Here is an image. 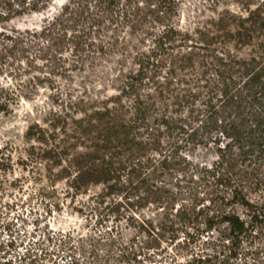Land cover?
I'll return each mask as SVG.
<instances>
[{
    "label": "trees",
    "instance_id": "trees-1",
    "mask_svg": "<svg viewBox=\"0 0 264 264\" xmlns=\"http://www.w3.org/2000/svg\"><path fill=\"white\" fill-rule=\"evenodd\" d=\"M53 1L0 0V28L47 11ZM221 1L207 0L213 6ZM230 1L239 12L209 17L196 31L202 43L184 48L213 55L219 66L215 70L219 81L209 92L214 94L216 90L223 106L234 107L238 117L244 115L246 106L258 107L250 116L254 121L243 116L239 124L217 118L212 101L209 120L200 121L198 111L189 106L197 98L194 91L176 97L175 107L180 112L175 117L164 113L149 123L150 108L157 105L156 100L146 96V101L150 100L146 102L139 92L149 81L148 69L171 49L172 43L179 42V37L185 42L192 37L168 25L176 16L178 0H70L49 25L63 28L77 16L76 7L88 9L94 4L104 8L108 24L142 34L135 39H152L154 44L148 54L141 53L136 63L139 70L127 78L118 101L109 100L104 112L98 110L89 119L65 122L59 130L63 139L56 138L60 126L51 127L53 135L38 126L34 134L33 128L28 132L32 137L38 133L36 141L45 147L31 146L27 161L38 163L39 170L44 171L40 176L47 185L39 190V196L52 201L48 211L62 212L67 207L76 216L97 217L96 224L104 228V237L99 235L104 240V255L115 264H181L178 250L189 248L217 229L223 241L230 243L234 256L243 243L251 249L264 240V178L259 177L264 167V0ZM152 23L163 28L158 35L142 30ZM54 31L49 27L40 33L2 31L0 80L21 73L22 65L31 69L35 58L32 51ZM217 45L225 48L210 51ZM240 47L247 49V58L234 56ZM182 59L183 69L193 63L191 53ZM235 69L243 78V88L235 82ZM165 85L170 89L169 83ZM24 89L9 90L0 83V116L11 113ZM153 90L157 100H162L166 92L160 86ZM126 100H131L129 105ZM182 134L196 144L207 140L206 136L219 134L210 142L218 145V154L216 163L204 169V195L195 182L199 176L192 174L191 163L180 152ZM8 157L0 148V170ZM253 194L260 195L259 200L250 199ZM204 196L211 198L204 200ZM60 237L70 239L64 231ZM263 247L264 243L254 255L258 256ZM193 262L204 260L199 257Z\"/></svg>",
    "mask_w": 264,
    "mask_h": 264
},
{
    "label": "rangeland",
    "instance_id": "rangeland-1",
    "mask_svg": "<svg viewBox=\"0 0 264 264\" xmlns=\"http://www.w3.org/2000/svg\"><path fill=\"white\" fill-rule=\"evenodd\" d=\"M69 2L70 0H54L47 11L16 19L0 28V33H40L45 27L55 30L47 41L38 42L35 51H32L35 58L31 69L22 65L23 69L19 68L21 73H13L12 78L8 76L0 80L9 90L26 89L18 102L13 104L11 113L0 116V148L6 157L9 156L5 167L0 170V264H115L104 255V240L99 239V235L104 237L101 234L104 228L96 224L97 217L82 218L67 207L62 212L53 209L48 211L52 201L39 196V190L47 185L40 176L44 171L41 168L39 170L38 163L27 161L31 146L45 147L36 141L38 133L32 137L28 132L33 128L34 134L38 126L47 130L48 135H53L51 127L60 126L56 138L63 139L59 130L66 126L65 122L70 124L71 120L89 119L98 110L104 112V106L109 100L118 101L116 98L125 87L127 78L139 70L136 63L141 53L148 54L154 44L152 39H135L142 36L135 31L111 26L105 19L104 8L94 4L88 9L76 7L77 16L63 28L50 27V23ZM238 10L230 0L221 1L219 6L210 5L207 0H178L176 16L168 25H173L182 34H192V37L191 41L186 42L179 37V42L170 45L173 50L169 49L158 56V61L154 60V64L148 69L149 81L139 92L145 101L146 96L156 100L154 104L157 105L150 108V124L164 113L169 118L175 117L176 112H180L175 107L176 97L191 91L196 93L197 98L190 101L189 106L198 111V119L202 122L209 120L208 106L211 101L220 120L239 124L245 116L248 121H254L250 116L257 106H246L244 115L238 117L234 107L222 105L221 95L216 90L214 94L209 92V88L219 81L215 72L219 66L213 55L196 49L186 51V47L184 48L202 43L201 36L196 31L209 17L228 11L239 12ZM142 30L146 34L158 35L163 28L152 23L147 27L143 26ZM223 47L217 45L210 51L221 50ZM187 53H191L193 63L183 69L185 62L182 57ZM247 54V49L240 47L234 56L247 58ZM39 59L41 61L36 62ZM235 70V82L243 88V78L239 69ZM203 72L208 75L203 76ZM166 83L170 84V89L164 88ZM156 86L166 92L162 100H157V94L153 90ZM218 88L222 89L221 84H218ZM240 90L245 94L244 89ZM130 101L126 100L125 104L129 105ZM187 106L185 105V110ZM57 122L63 123L57 125ZM71 128L73 130L75 126ZM71 130L68 131L69 134ZM218 135L206 136L207 140L201 141L202 144L192 143L186 134L179 136L178 142L182 148L180 152L191 163L192 174L199 176L195 178V182L203 195L204 169L216 163L218 154V145L210 142ZM262 169L259 174L261 179L264 178V167ZM259 196L253 194L250 199L259 200ZM210 198L204 196V200ZM238 212L243 215L242 209L238 208ZM245 220L249 222L248 217ZM61 231L67 232L70 239H62ZM220 232L217 229L215 234L205 235L189 248L178 250L180 263H264V249L258 256L254 255L264 240L256 242L251 249L247 243H243L234 256L230 251V243L223 241ZM199 257L204 262L194 263L193 260Z\"/></svg>",
    "mask_w": 264,
    "mask_h": 264
}]
</instances>
